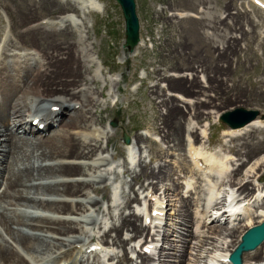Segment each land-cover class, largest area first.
<instances>
[{"label": "bare ground", "instance_id": "obj_1", "mask_svg": "<svg viewBox=\"0 0 264 264\" xmlns=\"http://www.w3.org/2000/svg\"><path fill=\"white\" fill-rule=\"evenodd\" d=\"M99 1L40 0L51 12H78L74 15H62L60 21H43L33 25L35 29L32 27L33 30H29L27 35L48 43L46 47L51 51L41 52L42 54L35 50L12 51L10 44L15 37L13 33L7 35L0 43V185L4 186L0 193V264H78V261L80 264L86 261L90 264H109L104 258L110 256L113 259L115 256L114 249L110 247L117 245L126 251L127 239L122 237L124 231L138 237L134 250L140 243V246L144 245V257L141 254L138 256L142 258L140 264H231L228 257L241 242L243 234L264 221V210L259 212L255 209L261 203L264 205V186L258 189L255 187L256 182L262 180L260 172L264 158L250 165L241 178L240 164L234 165L229 155L221 157L205 147L198 146L192 140L194 135H191L190 128L186 139L187 158L184 155L188 166H178V170L180 168L181 172L187 170L194 175L198 174L201 178L200 192L198 189L193 192L194 182L190 176L188 179L184 178L185 188L191 192L189 196L182 194V191L175 193L180 188V182H174L172 188L165 190V194L163 191L162 195H158V187L163 190L164 182L171 175L172 168L166 163L169 162L172 166L175 164L167 161L169 151H160L154 158L161 162L156 167L142 164L141 159L138 160L141 170L139 173L135 172L133 179L147 178L146 180H150L148 190L153 191L150 193L151 190H146L143 206L136 208L132 215L121 214L118 220H115V210L120 205L116 203L113 205V211L109 212L113 217L111 226L108 218H102L103 225L101 222L99 224L101 231L95 229L99 216H96L94 211L101 210L102 207H97L95 199L91 197V191L87 188L96 192L101 189L98 184H104L103 190L106 192V182L110 179L113 167H108L111 162L109 157L96 153L99 141L105 135L103 131L95 128L93 123V110L101 105L99 98L104 94V88L102 90L94 87L101 77L98 71L101 68H96V73L91 74V77L86 76V73L92 72L94 66L99 65L100 57L94 58L90 44L86 43L88 38L85 41L83 37L78 36L73 25H85L89 12L102 10L103 6ZM177 14L180 17L190 15L183 12ZM41 32L45 34L39 38ZM57 35L59 37L56 39ZM141 43L142 40L139 46ZM58 44L65 47V61L59 59L58 50L55 53ZM228 50L227 55L231 54L233 47ZM101 65L103 66L102 62ZM43 67L45 68L42 69ZM181 73L172 75L174 78L169 80L168 88L181 86L195 95L204 94L205 88H210L215 95L219 92L220 86L205 76L196 77L194 74ZM155 75L159 78L160 74ZM151 95L155 96L154 99L161 98L157 87L151 89ZM177 95L180 101L192 104L191 97L182 93ZM204 104L210 102H195L191 112L193 111L196 117L201 116V107ZM157 106L165 107L166 113H161L157 118L155 130L181 149L185 128L183 120L186 119L184 113L179 110L175 99L161 100ZM68 113L70 121L65 123L64 129L53 128L55 132H61L53 134L51 138H45L43 135L48 133L47 129L61 125ZM23 115L26 117L21 120ZM97 120L102 121L99 118ZM42 124L46 126L45 130L38 127ZM250 127L264 128V119H255L237 130L231 128L230 134L234 135ZM21 129L32 137L25 134L21 136ZM200 130V135L206 137L208 128ZM136 138L137 141L146 140L144 135ZM127 149L129 162L135 163L138 157L135 143L127 144ZM250 155L245 156L249 158ZM69 159L75 161H68ZM49 160L52 162L47 163ZM128 172H131V168ZM81 173H87L89 178L80 180L73 177ZM141 186L147 188L143 181ZM54 194L64 197L57 198ZM80 194H85L86 199L74 201L65 197H78ZM118 194V190H115L116 199ZM193 194L196 197L192 196ZM170 195L179 197L173 201V198H168ZM132 199L127 198L126 206L131 205ZM88 203L92 205L89 206ZM193 205L196 206L194 212ZM173 206H177V209ZM43 207L52 209L55 213L68 214L83 209L86 214L81 213L80 218L72 219L30 211ZM215 209L216 212L213 211ZM181 218L195 227L189 231V236L198 238L192 247L196 250L195 255L187 262L182 258L184 254H178L182 251L179 248L181 246L168 243L172 236L168 232L171 227L169 221ZM90 221H95L94 228L89 226ZM222 222L225 225H222ZM185 225L189 227V224ZM174 226L178 227L176 223ZM205 227L208 228L207 232L203 229ZM150 229L151 240L145 237L143 241L144 236L139 234L142 235ZM75 230L79 231L78 235H73ZM174 232L180 233V230L175 229ZM132 234L129 240H134L131 239ZM232 236L236 239L229 241ZM74 237L82 244L76 245V241H72ZM176 237L178 241L190 242L180 234ZM164 243L169 244L170 252L165 250ZM262 244L244 253L243 264H264V242ZM158 246L157 258H154L151 254L158 250ZM65 247L68 248L64 249ZM115 254L118 253L115 251ZM126 256L120 259L121 264H133ZM152 258L156 261L151 262Z\"/></svg>", "mask_w": 264, "mask_h": 264}, {"label": "rangeland", "instance_id": "obj_2", "mask_svg": "<svg viewBox=\"0 0 264 264\" xmlns=\"http://www.w3.org/2000/svg\"><path fill=\"white\" fill-rule=\"evenodd\" d=\"M100 1L103 6L102 10L89 12L86 15L85 25H73V29L78 36L83 37L85 41L88 38L86 43L90 44L89 48L94 58L100 57V60H98L99 65L94 66L92 72L86 73V76L91 77V74L96 73V68L97 70L98 67L101 68L98 70L101 77L94 87L102 88V90L104 88V94L99 98L101 105L93 110L95 121L93 123L94 127L103 131L105 135L100 139L96 153L100 156L109 157L111 162L108 167L110 165L113 167L111 168L113 172L109 176L110 179L106 182L108 187L106 192L103 190L104 184H98L101 189L96 192L91 188H87L88 191H91V197L95 199L97 207H102L101 210H93L96 216H99L96 230H99L102 218H108L111 226L113 217L109 212L113 211V205H116V203L120 205L115 210L117 215L114 218L115 220H118L121 214L132 215L136 208L143 206L146 190L150 188L148 187L150 180H146L147 178L133 179L135 172L139 173L141 170L138 160L141 159L142 164L156 167L161 162L154 158L160 151H169L167 161L175 162V164L172 166L171 163H166L169 164L172 171L166 179L167 181L164 182L165 187L163 190L160 189V186L158 187V195H162L163 191L165 194V190L169 187L172 188L174 182H180V188L175 193L182 191V194L185 193L186 196H189L191 192H188L185 188L186 180L184 178L188 179L190 176L194 182L195 189H193V192L196 189L200 192L201 178H199V175L189 173L187 170L181 172L180 168L178 170V166H188L185 159L188 152L186 140L189 134L188 128H190L191 135H194L192 140L198 146L205 147L208 151H213L221 157L229 155V157H232L231 161L234 165L240 164L241 167L239 168L242 173L239 177L241 178L250 165L264 158V128L250 127L248 130L238 131L236 134L231 135V128L219 119L225 111L240 107L248 110H258L260 114L257 119H264V7L252 0H135L136 11L140 20L142 43L140 46H136L134 52H131L125 47L126 24L121 6L116 0ZM178 12L189 13L190 15L180 17L177 14ZM76 13L78 14L74 11L65 14H62L60 10L48 11L40 0H0V43L4 41L7 35L13 33L15 39L13 38L10 44V50L12 51L30 50L32 52L35 50L39 51L40 54H42L41 52L51 51L46 47L48 43L38 41L35 37L27 35L29 30L35 29L33 25H38L43 21H60V16ZM45 32L49 33L48 31ZM45 32H41L38 37L44 36ZM57 37L59 35L56 36V39ZM71 42L73 43L74 40H71ZM230 47H233V53L227 55ZM64 48L62 44L55 47V53L58 50L61 61H65ZM155 73L160 74L159 78L156 77ZM175 73L194 74L196 77L205 76L208 80L220 86L219 92L217 91L218 93L215 95L210 88H205L204 94L195 95L181 86L168 88V82ZM156 87L159 90L160 99H154L155 96L151 95V89ZM177 93L191 97L192 104L205 101L210 102V104L202 105V114L196 117L193 111L191 112L192 104L180 101L181 99L177 97ZM166 99H175L179 105V110H182L181 112L186 117L183 120L185 121V128L181 149L155 130L158 123L157 118L161 113H166V108L163 106L159 108L157 104ZM25 117L26 115H23L21 120ZM98 118L102 121L99 122ZM69 119L68 113L61 125L50 127L47 130L48 133L43 136L51 138L53 134H59L61 131L55 132L54 129H64V125L70 121ZM206 127L208 128V134L206 137H202L203 134L200 135V129ZM19 134L24 136L25 133L21 129ZM25 135L32 137L27 133ZM125 135L131 139V142L135 143L138 151L135 163L129 162L127 144L124 141ZM139 135H144L146 140L137 141L136 137ZM245 155H250V157L247 158ZM68 161L75 160L69 159ZM46 162H52V160ZM129 168H131V172H128ZM260 175L262 180L256 182V189L264 186V163ZM73 177L80 180L89 178L87 173H81ZM141 181L144 182L147 188H142ZM2 189H4V186L1 184L0 193ZM115 190L119 192L117 199L114 195ZM150 190H148L150 193L153 192L152 189ZM54 195L57 198L64 197ZM134 195L137 196V200H135ZM170 196L168 198H173V201L179 197ZM192 196L196 197L194 194ZM65 197L79 201L84 199L86 195ZM128 197H131V199L134 197L129 207L126 206ZM91 203H88L89 206L92 205ZM263 206L261 203L255 209L261 212L264 210ZM175 209H177V206ZM195 209L196 206L193 205L192 212ZM30 211L72 219L80 218L81 213L86 214L83 209L71 214L55 213L54 210L44 207L37 210L30 209ZM213 211L216 212L217 210ZM93 222L95 221L88 223H91L89 226L94 228L95 223ZM169 223L171 227H169L168 232L172 236H170L171 239L168 243H177L178 246H181L182 249L179 248L182 251L178 254H184L182 258L186 262L190 261L189 258H193L196 252L192 247L196 242L195 240H198L196 236H189V231L195 229L194 225L192 226L190 223L183 221L182 218L171 220ZM175 223L178 227L174 226ZM186 223L189 224V227H186ZM221 224L225 225L223 222ZM179 227H182V229ZM175 229L180 230V233H175ZM203 229L206 232L208 231L207 227ZM74 232L73 235L79 234L78 230ZM112 234L114 235V233ZM131 234L124 231L122 235L124 240L127 239L126 251L117 245L110 247L114 249L115 256L113 259L110 256L104 258L105 262H107V259L109 264H121L120 259L126 255L133 264L142 262V258L138 256L141 254L144 257V245L140 246V243L139 247L134 250V247L136 248L134 245L137 243L136 238L138 237H134L132 234L131 239L134 240H129ZM176 234H180L190 242L178 241ZM139 236H144L143 241H145V237L151 240L152 231L151 229L150 231L146 230ZM74 238L72 241H76V245L82 244L79 239L80 242L77 241V238ZM109 239L111 240V237ZM234 239L236 237L232 236L228 240ZM161 243L159 246H161ZM168 243H164L165 250L170 252ZM159 246L158 250L151 254L152 257L157 258ZM115 251L118 253L117 255ZM153 261L156 260L152 258L151 262ZM78 264H80V261H78ZM82 264L90 263L86 261Z\"/></svg>", "mask_w": 264, "mask_h": 264}, {"label": "water", "instance_id": "obj_3", "mask_svg": "<svg viewBox=\"0 0 264 264\" xmlns=\"http://www.w3.org/2000/svg\"><path fill=\"white\" fill-rule=\"evenodd\" d=\"M123 10L126 24L127 47L133 52L140 42V20L136 11L135 0H117ZM258 110H248L240 107L234 110L225 111L221 114L220 120L230 128H242L259 116ZM125 142L130 143V138L125 135ZM264 242V221L249 229L243 236V241L232 254L231 260L234 264H243V254L252 251Z\"/></svg>", "mask_w": 264, "mask_h": 264}]
</instances>
